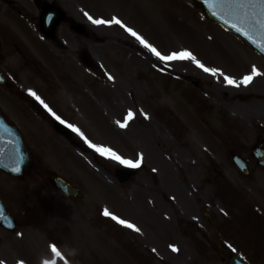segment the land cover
Returning a JSON list of instances; mask_svg holds the SVG:
<instances>
[{
	"label": "rangeland",
	"instance_id": "1",
	"mask_svg": "<svg viewBox=\"0 0 264 264\" xmlns=\"http://www.w3.org/2000/svg\"><path fill=\"white\" fill-rule=\"evenodd\" d=\"M15 1L25 11L16 15L29 23L13 19L0 0V68L17 86L0 88V105L36 155L34 171L46 167L44 179L49 169L81 196L68 200L43 180L34 210L16 206L21 230L5 236L0 262L66 264L53 253L55 242L72 264H226V246L264 264V221L254 209L257 196L264 219V171L254 167L244 179L223 155L228 145L229 153L250 154L264 138V72L256 68L262 75L240 87L221 75L239 82L255 63L264 71V61L192 0H39L61 8L87 34L61 23L53 40L39 31L35 0ZM85 13L116 17L162 54L188 50L219 71L162 62L119 25L93 24ZM129 111L134 118L122 129L117 121ZM56 115L79 129L77 146L53 131ZM86 141L125 159L143 154L141 171L118 184L114 170L124 165ZM25 184L29 197L36 184ZM105 208L141 231L104 216Z\"/></svg>",
	"mask_w": 264,
	"mask_h": 264
},
{
	"label": "snow or ice",
	"instance_id": "2",
	"mask_svg": "<svg viewBox=\"0 0 264 264\" xmlns=\"http://www.w3.org/2000/svg\"><path fill=\"white\" fill-rule=\"evenodd\" d=\"M230 2L231 3H239L240 8H246V7L255 8L256 7L255 0H230ZM259 4L261 5L260 12L259 13H253L251 16H249V14L247 12H245L244 15L247 18V22H245L244 18H241L240 23L244 24L248 29L255 30L257 27H259V29L261 31H264V0H259ZM215 14L216 13L214 12L213 15H215ZM85 15L88 16V19L93 24H96V25H104V24L119 25L126 32H128L131 36H133L137 41H139V43L144 48L148 49L152 53V55L157 57L162 62L191 61L195 64V66L197 68L201 69L205 73L211 74L212 76H216L218 71H219L218 69L206 67L191 51H188V50L173 52L169 55L162 54L153 45H151L145 38H143L141 35H139L137 32H135L132 28L127 27L125 24H123V22L120 19H118L116 17H113L110 21H106L103 19H94L93 17H91L87 13H85ZM225 23H227V21H225ZM232 27L235 28L237 32H240L243 35L247 36L248 39H250V40L252 39V36L249 35V32L245 31V27H238L236 24H232ZM253 42L255 43V41H253ZM262 50H264V49H262ZM221 75L223 76V80L227 85L232 86V87H240L241 85H243V86L250 85L253 82L254 78L261 76L262 73L259 72L255 67H253L251 74L244 76L239 82H237L234 78H232L230 76L224 75L223 73H221ZM108 78L110 80L112 79L111 76H109ZM29 94L32 96H35L36 99H38V100L40 99L38 96H36L35 92L30 91ZM41 103H43V102L41 101ZM44 106L46 108L48 107L47 105H44ZM49 111H51V109H49ZM53 115H55V114L53 113ZM133 118H134V113L129 111L127 116L123 120V122L117 121V124L122 129L127 128L129 126L130 122L133 120ZM56 119L59 120L60 118L57 116ZM145 119H148L147 115H145ZM60 122L64 123V121H62V120ZM68 127H73V126L68 125ZM73 131L79 133V129L74 128V127H73ZM81 135H82V133H81ZM86 142L88 143L89 148L94 149L101 156H106L109 159L115 160L127 168L139 169L141 167L143 161H144L143 154H138V158L135 160L125 159L124 157H122L121 155L116 153L111 148L104 147V146H98V145L92 143L91 141H86ZM14 170L19 171V168L14 169ZM153 171H155V169ZM0 215H2V214H0ZM103 215L106 217H110L116 223H118V224H120L126 228H129L135 232L141 231L135 224L114 215L107 208L104 209ZM52 251L57 256H60V252L55 245L52 246ZM153 251H155V249H153ZM172 251L177 252L178 249L176 247H172ZM233 251H236V250L233 249ZM0 264H3V262H0ZM21 264H22V262H21Z\"/></svg>",
	"mask_w": 264,
	"mask_h": 264
},
{
	"label": "water",
	"instance_id": "3",
	"mask_svg": "<svg viewBox=\"0 0 264 264\" xmlns=\"http://www.w3.org/2000/svg\"><path fill=\"white\" fill-rule=\"evenodd\" d=\"M200 1L203 3L208 16L217 20L227 29L233 31L247 43L252 45L256 50L264 54V50H262L264 49V31H261L259 27H257L255 30H251L248 29L244 24L240 23L241 18H244L245 22H247V18L244 15L245 12H247L249 16H251L253 13L260 12L261 5L259 4V0H255V8H240L239 3H231L230 0ZM49 11L55 12V9L51 8ZM214 12L216 13L215 15H213ZM46 13L47 11L43 14L41 27L42 30H44L48 35L52 36L59 14L55 12V16L49 24L44 22ZM225 21H227V23H225ZM232 24H236L238 27H245V31L249 32V35L252 36V39L250 40L247 36L243 35L240 32H237L236 29L232 27ZM253 41H255V43ZM10 129L11 128L5 123V120L0 113V166L5 169L10 168L12 170L16 169L18 166H21L22 170L24 171L27 167V152L21 146L18 137ZM56 129L68 137L72 136L71 133L62 126L56 125ZM118 174L126 178L129 177V175H131L132 173L131 170H127L119 171ZM57 184L64 190V192L68 193L69 195H72L74 193V191L68 184L62 181H58ZM229 264L247 263L241 261L237 257H231L229 259Z\"/></svg>",
	"mask_w": 264,
	"mask_h": 264
}]
</instances>
